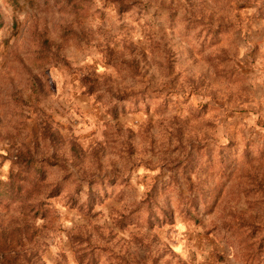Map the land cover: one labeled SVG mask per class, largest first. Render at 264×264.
Returning a JSON list of instances; mask_svg holds the SVG:
<instances>
[{"label":"rangeland","instance_id":"obj_1","mask_svg":"<svg viewBox=\"0 0 264 264\" xmlns=\"http://www.w3.org/2000/svg\"><path fill=\"white\" fill-rule=\"evenodd\" d=\"M18 171L0 264H264V0H0Z\"/></svg>","mask_w":264,"mask_h":264},{"label":"trees","instance_id":"obj_2","mask_svg":"<svg viewBox=\"0 0 264 264\" xmlns=\"http://www.w3.org/2000/svg\"><path fill=\"white\" fill-rule=\"evenodd\" d=\"M24 160H26L24 169L27 171L36 169V161L33 159V157H29L28 159ZM27 188L24 171L12 173L7 181H0V198H5V201L8 203V205L19 206L20 209L24 211V214L28 215L30 212L28 209L32 204V197ZM27 202H29L28 205L26 204ZM31 210L34 212V216H38L40 214L39 209H36L35 206H31Z\"/></svg>","mask_w":264,"mask_h":264}]
</instances>
